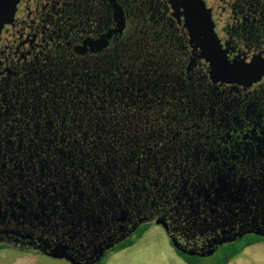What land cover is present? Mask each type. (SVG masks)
Listing matches in <instances>:
<instances>
[{"label": "flooded vegetation", "instance_id": "flooded-vegetation-1", "mask_svg": "<svg viewBox=\"0 0 264 264\" xmlns=\"http://www.w3.org/2000/svg\"><path fill=\"white\" fill-rule=\"evenodd\" d=\"M203 2L225 59L264 67V0ZM182 11L0 0V252L100 264L152 230L185 264L264 246V72L212 75Z\"/></svg>", "mask_w": 264, "mask_h": 264}, {"label": "water", "instance_id": "water-1", "mask_svg": "<svg viewBox=\"0 0 264 264\" xmlns=\"http://www.w3.org/2000/svg\"><path fill=\"white\" fill-rule=\"evenodd\" d=\"M182 7L184 25L190 39L199 45L203 56L210 62L211 74L222 80L244 83L255 80L264 72V67L257 62L244 63L233 60L228 62L219 49L213 31L212 21L203 0H172Z\"/></svg>", "mask_w": 264, "mask_h": 264}, {"label": "crops", "instance_id": "crops-1", "mask_svg": "<svg viewBox=\"0 0 264 264\" xmlns=\"http://www.w3.org/2000/svg\"><path fill=\"white\" fill-rule=\"evenodd\" d=\"M154 232L155 230L149 231L128 247L113 251L108 258L100 264H185L177 258L167 240L163 239L162 235L159 233ZM154 238L157 239V242L153 240ZM168 246L171 250H169ZM3 252L6 251H1V256ZM11 254L17 255L12 252ZM17 256H19V259L1 261V264H26V261L34 263L38 261L37 259L29 257L24 259L22 258L23 255ZM1 259L3 258L1 257ZM41 261L47 264H62L56 261Z\"/></svg>", "mask_w": 264, "mask_h": 264}, {"label": "rangeland", "instance_id": "rangeland-1", "mask_svg": "<svg viewBox=\"0 0 264 264\" xmlns=\"http://www.w3.org/2000/svg\"><path fill=\"white\" fill-rule=\"evenodd\" d=\"M154 233H159L160 235H162L163 239L167 240L166 237L164 236V234H162L160 231L156 230ZM153 240L157 242V239L154 238ZM136 241H137V239H136ZM168 248H169V250H171L169 246H168ZM1 257L3 259H1ZM26 257H30V256H28V255H25L24 257L22 256V258H24V259H27ZM0 259H1L0 260V264H1V261H9V260H14V259H19V256L11 254L10 251L6 250V252L2 253V256L0 255ZM217 263L214 261L208 260L204 264H217ZM26 264H47V263L38 259V261L36 263L26 261ZM219 264H264V246H259V247H254V248H246L245 250L240 251L238 254L231 257L228 260V262L219 263Z\"/></svg>", "mask_w": 264, "mask_h": 264}, {"label": "trees", "instance_id": "trees-1", "mask_svg": "<svg viewBox=\"0 0 264 264\" xmlns=\"http://www.w3.org/2000/svg\"><path fill=\"white\" fill-rule=\"evenodd\" d=\"M238 252H239V250H234V251H232V254L231 255H234V254H236Z\"/></svg>", "mask_w": 264, "mask_h": 264}]
</instances>
